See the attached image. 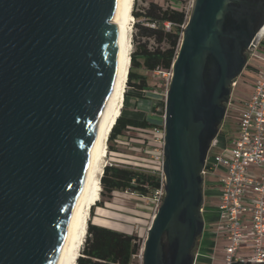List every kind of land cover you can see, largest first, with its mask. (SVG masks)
<instances>
[{
	"label": "water",
	"instance_id": "obj_1",
	"mask_svg": "<svg viewBox=\"0 0 264 264\" xmlns=\"http://www.w3.org/2000/svg\"><path fill=\"white\" fill-rule=\"evenodd\" d=\"M118 1L0 0V264L62 262L111 88ZM230 3L193 0L183 28L164 102V194L141 264H166L165 239L169 264H182L201 231V140L240 73L225 43Z\"/></svg>",
	"mask_w": 264,
	"mask_h": 264
},
{
	"label": "trees",
	"instance_id": "obj_2",
	"mask_svg": "<svg viewBox=\"0 0 264 264\" xmlns=\"http://www.w3.org/2000/svg\"><path fill=\"white\" fill-rule=\"evenodd\" d=\"M133 24L143 41H137L130 56V67L126 82L127 91L124 102L133 91L136 98H142L148 90L146 73L170 72L177 55L183 28L189 12L174 6L163 7L150 2L147 7L138 10L134 0ZM169 23V28L164 27ZM150 42L153 45H150ZM163 105V104H162ZM164 106V105H163ZM122 106L121 115L116 119L109 136L107 149L114 152L112 143L129 129L145 130L154 128L163 132V126L150 123L146 118L127 117ZM101 197L110 199L114 192H126L140 197H152L161 189L162 180L159 171H148L131 166L106 165L100 178ZM95 207H102L97 201L90 209L93 218ZM86 236L76 264H138L132 258L142 249V241L134 234H126L108 227L93 224L88 220ZM240 264V263H236ZM248 264V263H246Z\"/></svg>",
	"mask_w": 264,
	"mask_h": 264
},
{
	"label": "rangeland",
	"instance_id": "obj_3",
	"mask_svg": "<svg viewBox=\"0 0 264 264\" xmlns=\"http://www.w3.org/2000/svg\"><path fill=\"white\" fill-rule=\"evenodd\" d=\"M150 2L158 3L163 7L171 5L184 9V11L189 13L193 5V0H137L138 10L147 7ZM263 21L264 18L261 22ZM135 22L136 20L134 19L133 24ZM131 41L132 51L135 49L137 41H143L133 26ZM150 45H153V43L150 42ZM251 48L250 44L246 46L247 62L244 64L243 70L236 77V86L231 91V104L224 121L223 132L217 137L215 145L211 149L213 155H223L224 151L228 149L230 139L234 137L236 133L238 109L242 103L249 98L253 89V83L255 81L253 67H260L263 65L261 57L264 54V44L259 46L255 53L253 52L254 49ZM252 53L254 55H252ZM168 73L169 72L146 73L149 87L147 91L142 93L143 97L139 98L138 102L141 107L139 106L138 111L142 112L139 115L133 114V112H135L134 106H136L134 104L138 102L135 101L136 97L133 91L129 90L131 93H129L123 103L128 117H144L150 123L163 126V105L170 82ZM127 90L126 87V91ZM143 104H145V106H143ZM108 145L109 143L107 142V146ZM112 145L115 151L109 152L107 149V154L103 162L104 166H131L148 171H161L163 132L156 131L154 128L145 130L129 129L124 132L122 136L118 137ZM219 172L220 171H217L216 174ZM210 182L211 183H208L209 192L205 201L207 205L209 204L210 208L212 207V211L217 216L216 206L220 188L216 182L214 183L211 180ZM157 197V195L152 197H140L126 192H114L110 199L100 196L99 201L102 203V207H100L101 210L95 209L93 218L89 215L88 220L91 219L92 223H96V225H102L126 234H134L142 241L143 245L151 220L156 213ZM219 247H222V244H220ZM135 262L138 263L137 260Z\"/></svg>",
	"mask_w": 264,
	"mask_h": 264
},
{
	"label": "built area",
	"instance_id": "obj_4",
	"mask_svg": "<svg viewBox=\"0 0 264 264\" xmlns=\"http://www.w3.org/2000/svg\"><path fill=\"white\" fill-rule=\"evenodd\" d=\"M263 26L264 23L259 31ZM164 27L168 29L169 23H164ZM263 44L264 33L250 47L255 53ZM261 60L262 66L253 67L251 94L238 109L235 136L223 155L209 157L202 171L208 192L210 180L220 188L216 224L225 240L222 264H264V54ZM168 76L170 79L171 70ZM235 86L236 79L231 88ZM217 171L220 172L216 174ZM159 173L162 186L155 193L157 209L164 194V176ZM132 258L141 264L142 249Z\"/></svg>",
	"mask_w": 264,
	"mask_h": 264
},
{
	"label": "bare ground",
	"instance_id": "obj_5",
	"mask_svg": "<svg viewBox=\"0 0 264 264\" xmlns=\"http://www.w3.org/2000/svg\"><path fill=\"white\" fill-rule=\"evenodd\" d=\"M133 3L134 0H119L112 18V24L115 25L116 31V54L110 82L111 88L99 130L89 149L83 187L80 199L76 205L74 221L67 232L61 264H76L86 236L90 209L100 200V178L104 168L103 162L107 154L108 136L116 119L121 115V108L124 103L132 53L131 35L134 18L131 12ZM97 210L101 209L97 207Z\"/></svg>",
	"mask_w": 264,
	"mask_h": 264
},
{
	"label": "flooded vegetation",
	"instance_id": "obj_6",
	"mask_svg": "<svg viewBox=\"0 0 264 264\" xmlns=\"http://www.w3.org/2000/svg\"><path fill=\"white\" fill-rule=\"evenodd\" d=\"M264 18V0H231L228 13L223 21V28L226 30L229 38L225 39V43L232 51L231 72L242 71L244 64L247 62L246 44L251 36L256 32L259 24ZM264 33V26L259 31L257 39ZM236 79V78H235ZM234 80V79H233ZM231 80L225 87L218 99L219 115L214 120L211 130L206 132L201 140L200 158H202V166L199 171L201 179L202 202L197 215V227L201 228L197 231L195 241L184 257L182 264H191L194 262L195 251L199 244V240L203 236L206 229V209L207 202L205 201L208 188L207 178L202 175L204 166L212 155L211 149L217 137L222 134L224 121L231 104ZM209 81V80H208ZM210 85V82L207 83ZM198 217L201 218L202 224H199ZM202 225V226H201ZM172 248L168 245L167 240H164V259L165 263L169 264L171 260ZM193 264V263H192Z\"/></svg>",
	"mask_w": 264,
	"mask_h": 264
},
{
	"label": "crops",
	"instance_id": "obj_7",
	"mask_svg": "<svg viewBox=\"0 0 264 264\" xmlns=\"http://www.w3.org/2000/svg\"><path fill=\"white\" fill-rule=\"evenodd\" d=\"M135 101L138 102L139 98H136ZM134 105L136 106H134L135 112H133V114H141L142 112L138 111V108L140 106L139 102ZM143 106H145V104H143ZM124 114L126 115V108ZM207 206L208 207L206 209V229L203 236L199 240V244L195 251V258L193 264H222L225 240L222 238L221 231L218 230V226L216 224L217 216L212 211V207L210 208L209 204ZM98 208L101 209L100 207ZM95 209H97V207H95ZM220 244H222V247H219Z\"/></svg>",
	"mask_w": 264,
	"mask_h": 264
}]
</instances>
